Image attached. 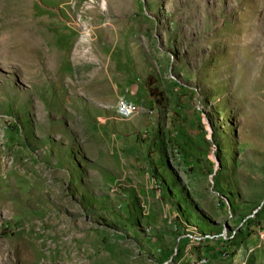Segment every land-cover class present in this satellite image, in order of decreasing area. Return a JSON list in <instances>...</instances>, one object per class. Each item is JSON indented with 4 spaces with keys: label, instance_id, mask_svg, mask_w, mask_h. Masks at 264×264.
Wrapping results in <instances>:
<instances>
[{
    "label": "rangeland",
    "instance_id": "374dc122",
    "mask_svg": "<svg viewBox=\"0 0 264 264\" xmlns=\"http://www.w3.org/2000/svg\"><path fill=\"white\" fill-rule=\"evenodd\" d=\"M260 34L264 0H0V264H264Z\"/></svg>",
    "mask_w": 264,
    "mask_h": 264
},
{
    "label": "bare ground",
    "instance_id": "6f19581e",
    "mask_svg": "<svg viewBox=\"0 0 264 264\" xmlns=\"http://www.w3.org/2000/svg\"><path fill=\"white\" fill-rule=\"evenodd\" d=\"M243 26V25H242ZM241 28V27H240ZM243 28V27H242ZM242 30V29H240ZM256 30V29H255ZM254 30V31H255ZM239 32V31H238ZM256 34V33H255ZM245 40V39H244ZM247 41V40H246ZM249 41V40H248ZM247 41V42H248ZM240 44V43H239ZM252 46L254 47V49H252V58L251 60L248 61V59H243V61L245 62V66L249 67V64L252 65L257 64H264V36L262 34L257 35V37L255 38V40L252 43ZM238 47V46H237ZM251 47V45L249 46ZM239 60V58H238ZM247 61V62H246ZM90 80V79H89ZM245 86V85H244ZM245 90V89H244ZM130 107L132 108V110L135 112L136 111V105L130 101ZM134 112H129V104L127 100H121L118 105H117V109H116V113L122 117V118H130ZM77 234V233H76ZM73 252V251H72ZM58 253V251H57ZM82 253V252H81ZM80 253V254H81ZM87 254V253H86ZM85 254V255H86ZM71 255V254H70ZM90 257V256H89ZM80 258V257H79ZM74 261V260H73ZM72 258H70L69 260H67L68 264H73ZM76 261V260H75ZM207 262L206 258H201L199 261H193L190 262L189 264H205ZM78 263V262H77ZM61 264H67L65 263V261H62ZM79 264V263H78Z\"/></svg>",
    "mask_w": 264,
    "mask_h": 264
},
{
    "label": "built area",
    "instance_id": "2783aa9c",
    "mask_svg": "<svg viewBox=\"0 0 264 264\" xmlns=\"http://www.w3.org/2000/svg\"><path fill=\"white\" fill-rule=\"evenodd\" d=\"M128 101V104H129V112H134L133 110H132V108L130 107V100H127ZM135 113V112H134ZM212 238H214V237H212ZM211 238V239H212Z\"/></svg>",
    "mask_w": 264,
    "mask_h": 264
}]
</instances>
